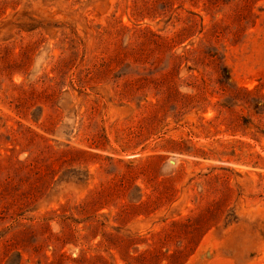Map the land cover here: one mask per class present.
<instances>
[{
  "label": "rangeland",
  "instance_id": "1",
  "mask_svg": "<svg viewBox=\"0 0 264 264\" xmlns=\"http://www.w3.org/2000/svg\"><path fill=\"white\" fill-rule=\"evenodd\" d=\"M0 264H264V0H0Z\"/></svg>",
  "mask_w": 264,
  "mask_h": 264
},
{
  "label": "trees",
  "instance_id": "2",
  "mask_svg": "<svg viewBox=\"0 0 264 264\" xmlns=\"http://www.w3.org/2000/svg\"><path fill=\"white\" fill-rule=\"evenodd\" d=\"M203 54L206 55L208 57V59H211L212 63L214 65L216 64L217 67L225 73L224 79L229 81L230 80L229 71L227 70V68L223 67V65L220 63V59H219L217 53L213 49L209 48V49H206V51L203 52ZM205 59H207V58H205Z\"/></svg>",
  "mask_w": 264,
  "mask_h": 264
}]
</instances>
